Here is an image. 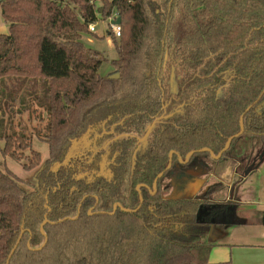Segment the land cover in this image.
<instances>
[{"label":"trees","instance_id":"trees-1","mask_svg":"<svg viewBox=\"0 0 264 264\" xmlns=\"http://www.w3.org/2000/svg\"><path fill=\"white\" fill-rule=\"evenodd\" d=\"M0 8L9 25L0 31V96L15 78L45 86L39 135L48 144L43 160L32 134L0 117L3 156L37 172L27 190L0 168V264H211L206 239L236 206L211 198L225 183L187 198L166 197L162 182L176 168L166 169L170 159L192 151L182 168L200 174L264 163V0H0ZM114 10L117 79L100 74L106 56L83 41ZM242 127L219 160L203 150L218 155ZM87 131L94 149L56 168ZM116 203L140 208L111 214ZM235 219L263 224L264 212Z\"/></svg>","mask_w":264,"mask_h":264},{"label":"rangeland","instance_id":"rangeland-1","mask_svg":"<svg viewBox=\"0 0 264 264\" xmlns=\"http://www.w3.org/2000/svg\"><path fill=\"white\" fill-rule=\"evenodd\" d=\"M94 24L96 32L93 33L95 34H84L83 41L88 47L104 53L107 60L103 62L100 74L104 77H111L115 74V68L112 66L111 61L117 58L118 54L112 37L108 35V31L111 30L110 25L108 21L101 20ZM8 30L9 25L3 20L0 8V31L6 33ZM5 93V96H0V110L3 107L0 111V117L4 118L7 129L17 133L32 134L34 149L40 151L43 160H46L48 157V144L41 139V136L46 132L45 126L47 121L46 110L42 106L45 86L38 85L37 88L33 89L28 82L25 83L22 79L15 78L9 81ZM30 94H33V98L29 97ZM21 99H25V101L22 102ZM11 103L13 104L12 106H10ZM42 116L43 120L40 118ZM93 141H96L95 137L91 139V132L87 131L80 139L75 140L73 143L72 155L75 154L76 156L85 153L89 149L93 150ZM0 145L3 146V142H0ZM229 162L227 168L223 170L220 169L223 165L218 166V168L220 167L218 172H214L216 175H213V173L196 174L190 171L182 172L179 167L174 168L171 175L162 182V186L166 185L167 182L171 183L170 188L166 192V197H202L208 188L207 185L215 182L220 177L224 178L226 182L225 187L221 191L214 193L212 198L222 196L239 199V197H242L247 192H251L253 187H256L254 202H252V207L250 208L264 209V169L260 172L255 171L252 174L246 175L245 178H247L246 181L248 182L246 184V181H243L244 176L241 173V180L238 181V178L234 180L236 171L234 164L237 162ZM0 168L3 171H11L27 190L36 184V171L24 169L22 162L9 156L4 157L1 151ZM242 214L245 213L242 212ZM248 214L246 213V215ZM246 218H250V215ZM259 228L263 229V226L260 225Z\"/></svg>","mask_w":264,"mask_h":264},{"label":"crops","instance_id":"crops-1","mask_svg":"<svg viewBox=\"0 0 264 264\" xmlns=\"http://www.w3.org/2000/svg\"><path fill=\"white\" fill-rule=\"evenodd\" d=\"M108 35H110L109 31ZM263 169L264 163L257 169V172ZM222 180L225 181L224 178ZM255 188L253 187L251 192H247L239 199L231 198L236 203L235 208L227 215L224 222L221 221L212 226L207 237V242L213 245L209 258L211 264H264V223H234L236 217L237 219H249L246 218L249 215L255 216L264 212V209L250 208L254 202ZM213 198L216 201H221L224 197L215 196ZM246 213L249 214L246 215ZM241 221L243 220L241 219ZM260 225L263 226V229L259 228Z\"/></svg>","mask_w":264,"mask_h":264},{"label":"water","instance_id":"water-1","mask_svg":"<svg viewBox=\"0 0 264 264\" xmlns=\"http://www.w3.org/2000/svg\"><path fill=\"white\" fill-rule=\"evenodd\" d=\"M115 22L118 23V24H121V22H122L121 17H119ZM109 78H111V79L116 78V79H117V78H119V74H118V73H115L114 75H112V76L109 77ZM161 119H162V117H161ZM242 120H243V117L241 118V121H242ZM154 124H155V122H153L152 125L148 128V130H147L145 136H144L143 138H141L140 141H144V140L148 137L149 133L151 132L152 128L154 127ZM243 132H244V128L242 127L241 131H240L238 134H235V135H233L232 137H230V138L228 139V141H227V143H226L224 149H223L218 155H215V154H214L210 149H208V148H204L203 150H208V151L210 152V154H211V157H212L213 159H215V160H219V159L222 157L223 153H224V152L227 150V148L229 147V145H230V143L232 142V140H233L234 138L238 137L239 135H241ZM76 140H77V139H76ZM74 142H75V140H73V143H74ZM72 147H73V144H72V146H71V148H70V150H69V153H68L67 158L65 159V161H64L62 164H58V165L56 166V168H58V167H60V166H62V165H64V164H68V163L70 162V160H71L73 157H75V154L72 155ZM194 152H195V151L190 152L184 160L179 156V157H178V160H177L176 162H174V163L172 162V159H170V162H169V164H168V166H167L166 169H167V170H170L173 166H175L176 168H177V167L182 168V166L185 165V164L187 163L189 157H190L192 154H194ZM174 153H175V152L172 151L170 157H172V155H173ZM220 165H223L222 168L219 167V168L222 169V170L225 169V168H227V166H228L227 164H225V165H224V164H218L217 166H214V167L210 170L209 173H210V174L213 173V175H216L214 172H215V171L218 172V170H219L218 166H220ZM186 171H190V172H192V173L199 174V172H197V171H195V170H191V169H187ZM163 174H164V172L160 173V174L156 177V179H155V181H154V184H153V194L156 193V191H157V183H158L159 179L163 176ZM243 176L245 177V174H244V173H243ZM223 183H226V182H223ZM140 199H141V204H142V202H143V197L141 196ZM118 206H120L119 203H116L115 208H114V211H113L111 214H114V213H115V211H116V209H117ZM120 207H121V206H120ZM121 208H122V210L127 211V212H130V211H134V212H135V211H137V210L140 208V206H139L137 209H134V210H131V209H129V208H125V207H121ZM64 220H66V219H64ZM61 221H63V220H60V222H61ZM48 222H49V221H48L47 219H45L44 222H43L42 225H41V232H42L44 235H45V232H44V226H45V224L48 223ZM24 231H25V230L22 231V233H21V235H20V237H19V240H18L17 244L15 245V247L13 248V250H12V252H11L9 258H11V256L14 254V252H15V250H16L18 244H19L20 241H21V238H22V235H23ZM46 242H47V239H46ZM46 242L44 243V245L46 244ZM8 264H9V260H8Z\"/></svg>","mask_w":264,"mask_h":264},{"label":"flooded vegetation","instance_id":"flooded-vegetation-1","mask_svg":"<svg viewBox=\"0 0 264 264\" xmlns=\"http://www.w3.org/2000/svg\"><path fill=\"white\" fill-rule=\"evenodd\" d=\"M172 152V151H171ZM175 154V153H174ZM173 154V155H174ZM172 155V156H173ZM170 156H171V154H170ZM179 157V156H178ZM257 162H258V158H253V159H251V160H247V162H245V164H244V167L241 169V167H240V163H236V164H234V167L236 168V171H235V179L234 180H236L237 178H238V181H240L241 180V176H240V173L241 174H243V173H245V176L246 175H248V174H252V173H254L255 171H257V169L255 170L254 169V166H255V164H257ZM181 169V171L182 172H186V170H183V168H180ZM200 174V173H199ZM239 176V177H238ZM169 177V176H168ZM168 177H166L165 179H164V181L168 178ZM216 179V178H215ZM247 178H245L244 177V180H246ZM243 180V181H244ZM163 181V182H164ZM215 182H225V181H223L222 180V178H217V180L215 181ZM168 183H170V182H167L166 184H168ZM170 185H171V183H170ZM208 186V185H207ZM225 187V186H224ZM206 192V191H205ZM212 198V197H211ZM213 200H214V198H212ZM228 200H230V201H232V199L231 198H226V197H224L221 201H216V202H224V201H228ZM234 202V201H233ZM233 206H227L225 209H224V211H225V213H226V217H227V215H229L231 212H232V210H233ZM226 219V218H225Z\"/></svg>","mask_w":264,"mask_h":264},{"label":"built area","instance_id":"built-area-1","mask_svg":"<svg viewBox=\"0 0 264 264\" xmlns=\"http://www.w3.org/2000/svg\"><path fill=\"white\" fill-rule=\"evenodd\" d=\"M120 17L119 12L117 10H114L111 15L108 16L107 20L112 34L116 38H120L122 36V26L121 24L116 23L115 21ZM89 29L92 32H96L95 24H90Z\"/></svg>","mask_w":264,"mask_h":264}]
</instances>
